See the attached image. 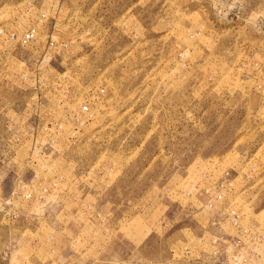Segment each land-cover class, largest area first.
<instances>
[{"label": "rangeland", "instance_id": "374dc122", "mask_svg": "<svg viewBox=\"0 0 264 264\" xmlns=\"http://www.w3.org/2000/svg\"><path fill=\"white\" fill-rule=\"evenodd\" d=\"M0 264H264V0H0Z\"/></svg>", "mask_w": 264, "mask_h": 264}, {"label": "built area", "instance_id": "2783aa9c", "mask_svg": "<svg viewBox=\"0 0 264 264\" xmlns=\"http://www.w3.org/2000/svg\"><path fill=\"white\" fill-rule=\"evenodd\" d=\"M28 37V36H27ZM30 37V36H29Z\"/></svg>", "mask_w": 264, "mask_h": 264}]
</instances>
